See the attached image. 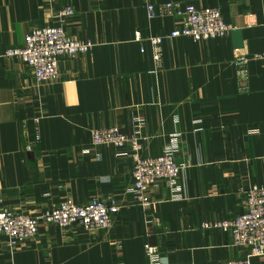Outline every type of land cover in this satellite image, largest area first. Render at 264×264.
Masks as SVG:
<instances>
[{
    "label": "crops",
    "instance_id": "0c3cea01",
    "mask_svg": "<svg viewBox=\"0 0 264 264\" xmlns=\"http://www.w3.org/2000/svg\"><path fill=\"white\" fill-rule=\"evenodd\" d=\"M168 2L219 8L232 31L165 37L156 61L149 38L183 24L159 10ZM66 6L75 13L62 21ZM60 25L92 47L61 57L58 78L38 83L6 51L35 28ZM237 48L259 55L243 91ZM36 117L41 138L30 151ZM114 125L138 134L142 156L165 152L179 135L177 199L166 181L150 188L148 205L135 199L129 145L91 143L92 130ZM253 185L264 186V0H0V210L37 215L67 199L120 206L108 230L41 222L14 249L0 235V264H147V244L159 247L163 264H229L249 249L204 224L242 214Z\"/></svg>",
    "mask_w": 264,
    "mask_h": 264
},
{
    "label": "built area",
    "instance_id": "2783aa9c",
    "mask_svg": "<svg viewBox=\"0 0 264 264\" xmlns=\"http://www.w3.org/2000/svg\"><path fill=\"white\" fill-rule=\"evenodd\" d=\"M164 13L177 14L183 18L181 27L174 29L167 36H153L149 40L153 46L154 59L159 61L162 55V42L165 37H188L194 40H208L223 38L232 31L219 8H199L193 4L182 6L179 2H168L160 6ZM75 13L71 6H66L60 11L62 21ZM156 7L148 5V16H156ZM135 40L141 41L140 32L135 34ZM92 44L70 36L63 25L46 26L32 30L21 47L10 48L7 56H17L23 60L32 71L38 83L52 82L59 76V60L61 57H74L85 54ZM259 57L250 54L246 48L235 50L234 62L238 67V80L240 90L248 89L247 66L251 59ZM39 117L35 118L33 127V143L27 144V150H34V142L40 140ZM26 127V126H25ZM27 129V127L25 128ZM179 135L174 134L172 145L165 152L156 156H142L143 143L137 133H123L118 126L98 128L91 132V143L94 146L113 145L125 147L124 152L133 159L132 192L136 200L148 205L150 203V188L159 181L165 180L172 192V197L177 199L181 192L179 183L182 165L176 159L177 141ZM245 211L230 219L205 223L206 228H221L232 236L233 244L249 249L245 257L234 259L229 264H255L254 257L264 258V186L253 185L246 190ZM91 200L77 204L71 200L65 201L55 208L44 211L39 216H25L16 214L8 209L0 212V235L8 237V245L16 248L21 241L29 240L38 233L40 221L52 223L61 227L80 225L87 230H108L113 224V216L120 206L113 199ZM145 251L148 257L147 264H163L161 252L157 245L147 244Z\"/></svg>",
    "mask_w": 264,
    "mask_h": 264
},
{
    "label": "rangeland",
    "instance_id": "374dc122",
    "mask_svg": "<svg viewBox=\"0 0 264 264\" xmlns=\"http://www.w3.org/2000/svg\"><path fill=\"white\" fill-rule=\"evenodd\" d=\"M46 27V26H45ZM41 28V27H40ZM36 29V28H35ZM58 66H59V64H58ZM36 80V79H35ZM55 81V80H54ZM43 83V82H42ZM44 83H49V82H44ZM39 120H40V118H39ZM40 122V121H39ZM114 126H116V125H114ZM111 127V126H110ZM106 128H108V127H106ZM120 129V128H119ZM121 130V129H120ZM122 131V130H121ZM123 132V131H122ZM123 133H125V132H123ZM175 159H176V156H175ZM177 161V160H176ZM178 162V161H177ZM179 163V162H178ZM180 164V163H179ZM182 171V170H181ZM181 174V173H180ZM161 181H165V180H161ZM160 182V181H159ZM68 200H71V199H67V200H65V201H68ZM92 200H94V199H92ZM97 200H100V199H97ZM103 200H105V199H103ZM65 201H63V202H65ZM71 201H73V200H71ZM89 201H91V200H89ZM89 201H87V202H89ZM63 202H61V204L63 203ZM74 202V201H73ZM76 203V202H75ZM86 203V202H85ZM77 204H80V203H77ZM83 204V203H82ZM60 205V204H59ZM58 205V206H59ZM57 207V206H56ZM52 208H55V207H52ZM5 209H8V208H4L3 210H5ZM48 209H51V208H48ZM48 209H45V210H43L42 212H40L39 214H37V215H25V216H39V215H41L44 211H46V210H48ZM3 210H0V212L1 211H3ZM8 210H10V209H8ZM10 211H12V212H14V213H16V214H22V213H19V212H15V211H13V210H10ZM24 215V214H23ZM41 222H43V223H45V224H52V223H48V222H45V221H40V223ZM39 223V224H40ZM55 225V224H54ZM58 226V225H57ZM70 226H74V225H70ZM61 227V226H60ZM69 227V226H68ZM98 230H104V229H98ZM38 232H39V226H38ZM38 235V233L35 235V237ZM6 236V235H5ZM7 237V236H6ZM35 237H33L32 239H29V240H33ZM29 240H25V241H29ZM25 241H21V243L22 242H25ZM7 246H9L8 245V237H7ZM10 248V247H9ZM11 249V248H10Z\"/></svg>",
    "mask_w": 264,
    "mask_h": 264
}]
</instances>
